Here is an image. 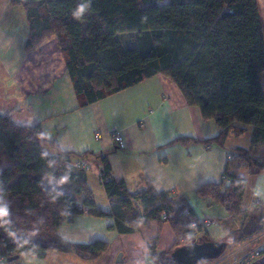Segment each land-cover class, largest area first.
Returning <instances> with one entry per match:
<instances>
[{"label":"trees","instance_id":"trees-1","mask_svg":"<svg viewBox=\"0 0 264 264\" xmlns=\"http://www.w3.org/2000/svg\"><path fill=\"white\" fill-rule=\"evenodd\" d=\"M9 2L24 12L25 50L56 36L80 107L157 73L174 81L187 104L214 120L218 133L209 139L182 136L173 142L217 145L228 154L220 177L201 184L197 195L221 205L230 215L243 214L241 226L226 238L228 244L260 230L262 213L247 217L241 208L246 187L241 169L249 175L264 171L260 79L264 35L257 0ZM244 125L252 127L250 145L226 148L227 135L243 133ZM44 147L55 154L46 153ZM88 154L62 151L39 124L17 123L12 114L0 111V164L2 157L8 160L0 170V258L9 262L23 255L43 258L50 249L97 258L107 250L106 241L72 243L57 234L62 223L70 224L76 215L86 213L113 218L110 228L120 233L137 231L148 221L158 226L167 223L174 243L161 250L152 243L151 255L156 264H177L168 256L175 247L192 241L188 216H196L186 197L157 190L149 181L129 190L123 179L112 174L105 152L99 171L110 208L103 210L95 203L87 171L70 164L71 158Z\"/></svg>","mask_w":264,"mask_h":264},{"label":"crops","instance_id":"crops-1","mask_svg":"<svg viewBox=\"0 0 264 264\" xmlns=\"http://www.w3.org/2000/svg\"><path fill=\"white\" fill-rule=\"evenodd\" d=\"M257 3L264 35V0ZM21 9L0 0V111L12 114L17 123L39 124L62 151L91 152L85 157L90 165L87 182L103 210L110 208L99 171L101 155L106 152L112 174L123 179L129 190L149 181L157 190L184 195L196 216L213 219L200 238L226 240L241 226L243 214L230 215L196 193L201 184L220 177L228 158L226 149L173 142L182 136L198 140L216 136L213 119L204 118L199 107L187 104L174 81L161 73L80 107L56 36L34 49H24L27 23ZM260 79L264 90V72ZM244 128L241 134L227 135L226 148L250 145L252 127ZM116 129L123 145L112 139ZM44 151L55 154L51 148L44 147ZM241 174L246 177L241 208L247 217L262 213V227L239 242H230L221 257L204 264H240L248 251L264 247V171L249 175L242 168ZM113 224V218L82 213L58 227L57 234L72 243L106 241L107 250L95 259L50 249L43 258L23 255L15 262L0 258V264H156L150 245L156 242V249L161 250L175 240L167 223L158 226L148 221L129 233L110 228Z\"/></svg>","mask_w":264,"mask_h":264},{"label":"water","instance_id":"water-1","mask_svg":"<svg viewBox=\"0 0 264 264\" xmlns=\"http://www.w3.org/2000/svg\"><path fill=\"white\" fill-rule=\"evenodd\" d=\"M227 240H211L201 238L175 247L168 258L177 264H197L200 261L216 259L227 246ZM9 260H12L9 259ZM264 264V256L253 264Z\"/></svg>","mask_w":264,"mask_h":264},{"label":"built area","instance_id":"built-area-1","mask_svg":"<svg viewBox=\"0 0 264 264\" xmlns=\"http://www.w3.org/2000/svg\"><path fill=\"white\" fill-rule=\"evenodd\" d=\"M97 136L98 135H96V137ZM112 139L118 142V144L123 145L122 135L119 130L117 129L114 130ZM70 164L76 169L85 170L87 172L90 170V165L88 161L86 160V158L84 157L71 158ZM255 204H259V201H256ZM188 220H189V226L192 231V236H191L192 241L200 240L201 239L200 237L207 232L208 227L213 222V219L211 218H208V217L200 218L198 216H195V217L188 216ZM262 250L263 248L261 247H256V248L251 249L239 259V263L240 264H251L252 262L260 258Z\"/></svg>","mask_w":264,"mask_h":264},{"label":"rangeland","instance_id":"rangeland-1","mask_svg":"<svg viewBox=\"0 0 264 264\" xmlns=\"http://www.w3.org/2000/svg\"><path fill=\"white\" fill-rule=\"evenodd\" d=\"M21 11H22V13H24L22 9H21ZM23 22H24V24L26 25V22H25V21H23ZM122 36H124V35H122ZM10 107H12V105H11ZM8 109L11 110L10 108H8ZM84 158H85V157H84ZM86 160H87V158H86ZM87 161H88V160H87ZM7 162H8V160H7L6 158H4V157L1 158L0 170H1L2 168H4V167L7 165ZM88 163H89V162H88ZM219 208L221 209V206H219ZM202 264H204V263H202Z\"/></svg>","mask_w":264,"mask_h":264}]
</instances>
